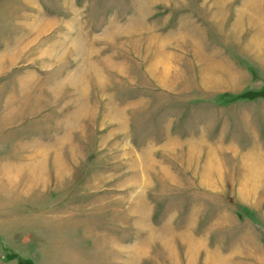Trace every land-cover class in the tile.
<instances>
[{
  "label": "rangeland",
  "instance_id": "1",
  "mask_svg": "<svg viewBox=\"0 0 264 264\" xmlns=\"http://www.w3.org/2000/svg\"><path fill=\"white\" fill-rule=\"evenodd\" d=\"M263 131L264 0H0V264H264Z\"/></svg>",
  "mask_w": 264,
  "mask_h": 264
},
{
  "label": "crops",
  "instance_id": "2",
  "mask_svg": "<svg viewBox=\"0 0 264 264\" xmlns=\"http://www.w3.org/2000/svg\"><path fill=\"white\" fill-rule=\"evenodd\" d=\"M227 80L228 79H226V81ZM254 121L256 123V119ZM256 127L254 128V131H257L258 129L257 132L260 134L259 128L257 127L256 129ZM262 134H264V131L262 132ZM256 137L257 136H255L254 140L251 139L250 141L245 143H241L239 140L237 141L235 140L236 141L235 143H228V141H226L223 144L224 147H234L235 151L233 152H235L236 155L239 154L240 156L239 162L240 165L242 166V170L244 173L243 179L245 181H256V179L257 180L264 179V138L258 139L259 136L257 138ZM170 141L172 142L175 141V138L170 139ZM254 227H258L255 222H254ZM254 241H256L255 238ZM256 242H254V260L255 261L258 260L261 262L264 261V253L258 252V247ZM254 264L257 263L255 262Z\"/></svg>",
  "mask_w": 264,
  "mask_h": 264
}]
</instances>
